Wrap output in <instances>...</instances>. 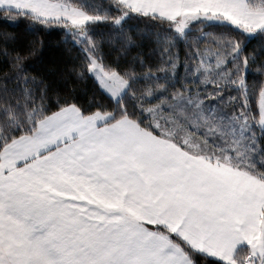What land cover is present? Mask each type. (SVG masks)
Masks as SVG:
<instances>
[{"label":"snow or ice","instance_id":"snow-or-ice-1","mask_svg":"<svg viewBox=\"0 0 264 264\" xmlns=\"http://www.w3.org/2000/svg\"><path fill=\"white\" fill-rule=\"evenodd\" d=\"M0 264H264V0H0Z\"/></svg>","mask_w":264,"mask_h":264},{"label":"trees","instance_id":"trees-1","mask_svg":"<svg viewBox=\"0 0 264 264\" xmlns=\"http://www.w3.org/2000/svg\"><path fill=\"white\" fill-rule=\"evenodd\" d=\"M10 30L21 31V32L24 31L23 26H21L19 29H10ZM33 35L38 37L41 34L40 33L28 34V36L30 38ZM43 39H44V47H43L41 58L39 61H37L38 64L48 63V62H51L53 60H56L59 57V53H60V48L56 47V45L58 43V39H57V36L55 34H51V35L44 34ZM254 44H255V42H254Z\"/></svg>","mask_w":264,"mask_h":264}]
</instances>
